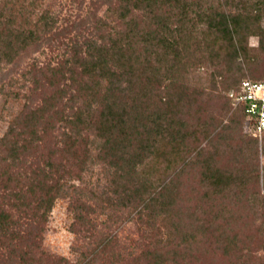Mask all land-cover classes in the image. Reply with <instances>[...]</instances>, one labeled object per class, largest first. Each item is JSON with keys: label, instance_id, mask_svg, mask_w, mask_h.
<instances>
[{"label": "trees", "instance_id": "trees-1", "mask_svg": "<svg viewBox=\"0 0 264 264\" xmlns=\"http://www.w3.org/2000/svg\"><path fill=\"white\" fill-rule=\"evenodd\" d=\"M87 1L62 15L0 0V73L45 56L21 71L25 103L0 138V264H200L210 244L264 264L259 137L218 93L264 82V0ZM61 198L74 260L42 246Z\"/></svg>", "mask_w": 264, "mask_h": 264}, {"label": "rangeland", "instance_id": "rangeland-1", "mask_svg": "<svg viewBox=\"0 0 264 264\" xmlns=\"http://www.w3.org/2000/svg\"><path fill=\"white\" fill-rule=\"evenodd\" d=\"M23 1V0H22ZM19 0V2H22ZM37 1L38 5V13L42 11L45 7H47L49 4H54L55 10H61L62 15L63 14H75V12L79 11V5L81 3V0H28V2ZM88 1L83 0L82 2V11L84 12L87 7ZM103 9V8H102ZM263 26H264V20H263ZM248 46H249V55L254 56V60L251 62V67H261L262 57L260 55V52H257L258 50V39L256 37H250L248 38ZM34 58H39L40 61H44L45 56L41 55L40 52L32 51L27 55V57H24L23 60L18 63L17 67H7L6 69L2 70L3 72L0 73V138L4 134V132L7 130V127L12 120V118L19 113V111L22 109L25 99L21 97L22 95H25L27 93V88L29 85L26 84V88L20 89V85L22 83L20 74L21 71L26 67V64L31 62ZM247 63L242 61V72H247ZM247 68V69H246ZM211 70L208 69V72ZM203 72V70H202ZM201 72V73H202ZM14 79V85L12 83V86L8 85V82ZM229 89H223L219 88V94L222 96V101L224 103H228L231 107V112L235 111L236 107H234L231 103V100H229L228 93ZM20 94L18 97H14L15 94ZM243 131L245 132L246 129L243 124ZM247 134V132H245ZM248 134L251 137H255L251 132H248ZM258 140V157L260 160V165L264 168V136L257 138ZM100 170L99 167H96L95 173L97 175L98 171ZM94 175L93 181L97 177ZM196 180V179H194ZM193 179H189L186 184L188 186V183H193ZM261 189L264 193V184L261 183ZM188 194H185L183 196V202L181 203L182 209H187L189 207H193L197 200L199 199V192L198 194H191L190 189L187 190ZM54 208L49 216V220L46 226V230L44 233V240H43V249L51 254L57 255V256H63L69 259H75L76 257L71 252V247L75 242V235L69 231V226L72 222V214L68 210V199H58L56 203H54ZM122 212V211H121ZM124 215H127L126 213H123ZM105 219V216H99V220ZM159 223V222H158ZM168 223V222H166ZM166 223H161V227L167 225ZM165 224V225H163ZM138 226L133 224L132 222H126L123 225V230H121V237H126L127 235L133 237L134 239L138 237L137 228ZM83 244V243H81ZM212 245V246H211ZM209 246L205 248V250H201L200 255V264H230V261L228 258L223 257L221 254V250H218L213 244H210ZM207 249V250H206ZM260 252L255 254L253 256L254 260H257L256 257L260 256ZM80 259L77 257V260Z\"/></svg>", "mask_w": 264, "mask_h": 264}, {"label": "built area", "instance_id": "built-area-1", "mask_svg": "<svg viewBox=\"0 0 264 264\" xmlns=\"http://www.w3.org/2000/svg\"><path fill=\"white\" fill-rule=\"evenodd\" d=\"M232 105H247L246 113L254 123L252 134L260 137L264 131V82L243 81L239 92H229Z\"/></svg>", "mask_w": 264, "mask_h": 264}]
</instances>
